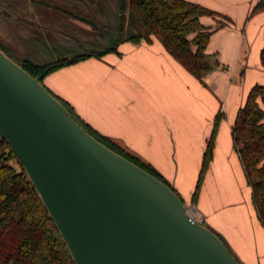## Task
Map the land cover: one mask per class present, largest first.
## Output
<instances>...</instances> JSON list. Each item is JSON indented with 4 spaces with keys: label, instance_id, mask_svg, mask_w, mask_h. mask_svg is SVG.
<instances>
[{
    "label": "crops",
    "instance_id": "obj_1",
    "mask_svg": "<svg viewBox=\"0 0 264 264\" xmlns=\"http://www.w3.org/2000/svg\"><path fill=\"white\" fill-rule=\"evenodd\" d=\"M188 1L222 14L200 19L213 30L205 53L214 68L202 80L153 38L122 42L102 57L62 67L44 85L99 134L156 167L246 264H264V226L232 136L238 109L255 85L264 84V12L251 14L259 0ZM219 113L213 159L193 203Z\"/></svg>",
    "mask_w": 264,
    "mask_h": 264
},
{
    "label": "water",
    "instance_id": "obj_2",
    "mask_svg": "<svg viewBox=\"0 0 264 264\" xmlns=\"http://www.w3.org/2000/svg\"><path fill=\"white\" fill-rule=\"evenodd\" d=\"M0 133L75 264H242L170 184L96 139L2 49Z\"/></svg>",
    "mask_w": 264,
    "mask_h": 264
},
{
    "label": "trees",
    "instance_id": "obj_3",
    "mask_svg": "<svg viewBox=\"0 0 264 264\" xmlns=\"http://www.w3.org/2000/svg\"><path fill=\"white\" fill-rule=\"evenodd\" d=\"M28 1L61 11L87 24L94 32L93 36L85 35L84 41L66 31L55 32L60 46L58 52L65 56L56 59V51L43 40L24 38L18 33L15 28L26 24V20L8 0H0V26L9 33L12 45L17 46L0 42V49L43 84L47 75L62 67L116 51L122 42H151L153 38L158 39L168 53L197 79L202 80L213 71L214 63L205 53L213 30L206 28L200 19L222 14L201 4L188 0ZM259 12H264V0L258 1L251 14ZM260 59L264 66V47ZM49 92L96 139L165 181L150 164L99 134L80 118L69 102ZM220 119L219 113L204 153L193 203L197 201L213 159ZM232 136L252 189L253 204L264 226V84L255 85L244 106L238 109ZM0 264H75L35 187L1 133Z\"/></svg>",
    "mask_w": 264,
    "mask_h": 264
},
{
    "label": "rangeland",
    "instance_id": "obj_4",
    "mask_svg": "<svg viewBox=\"0 0 264 264\" xmlns=\"http://www.w3.org/2000/svg\"><path fill=\"white\" fill-rule=\"evenodd\" d=\"M11 5L17 8L21 16L28 21L24 26H17L16 30L19 34L24 37H38L47 43L52 50L55 52V58L61 59L65 56L59 54L58 50L60 48L59 43L55 37V32L57 31H66L74 35L76 38L84 41L86 38L85 35L93 36L94 32L92 29L85 23L80 20L72 19L65 13L58 11L56 9L44 7L41 5L33 4L28 0H8ZM0 42L10 43L11 46L15 47L16 45H12V41L9 33L6 29L1 28L0 26ZM17 47V46H16ZM98 57V56H96ZM102 57V56H100ZM171 153H174L171 151ZM173 160V159H172ZM14 162V161H13ZM153 168L160 174L159 170L153 166ZM189 211H193L194 207H188ZM207 226V224H206ZM208 227V226H207ZM221 239L227 244L224 238L219 234ZM230 251L234 254V256L240 261L242 264H246L234 251L231 246H228Z\"/></svg>",
    "mask_w": 264,
    "mask_h": 264
},
{
    "label": "built area",
    "instance_id": "obj_5",
    "mask_svg": "<svg viewBox=\"0 0 264 264\" xmlns=\"http://www.w3.org/2000/svg\"><path fill=\"white\" fill-rule=\"evenodd\" d=\"M192 212V211H191Z\"/></svg>",
    "mask_w": 264,
    "mask_h": 264
}]
</instances>
